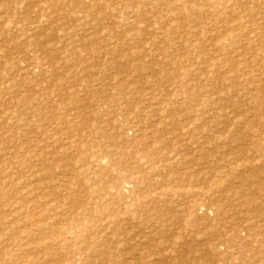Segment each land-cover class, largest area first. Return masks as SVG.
Listing matches in <instances>:
<instances>
[{"label": "rangeland", "instance_id": "obj_1", "mask_svg": "<svg viewBox=\"0 0 264 264\" xmlns=\"http://www.w3.org/2000/svg\"><path fill=\"white\" fill-rule=\"evenodd\" d=\"M115 1L0 0V264H264V0Z\"/></svg>", "mask_w": 264, "mask_h": 264}, {"label": "bare ground", "instance_id": "obj_2", "mask_svg": "<svg viewBox=\"0 0 264 264\" xmlns=\"http://www.w3.org/2000/svg\"><path fill=\"white\" fill-rule=\"evenodd\" d=\"M58 1V0H57ZM64 1V0H63ZM69 1V0H68ZM94 1V0H93ZM104 1H106V0H104ZM117 1V0H116ZM115 1V2H116ZM120 1V0H119ZM121 1H123V0H121ZM60 2V1H59ZM71 2V1H70ZM73 3V2H72ZM81 3V2H80ZM90 3H92V2H90ZM105 3V2H104ZM66 4H67V2H66ZM71 4V3H70ZM88 4V3H87ZM118 4V3H117ZM235 4L236 3H234L233 2V0H129V1H124V5H123V8H124V10L125 11H128V12H131V13H133V14H131V16L133 15V16H135L134 14H138V13H148V12H152V13H154L153 12V8L156 6V5H158V7H159V5L161 6L160 7V9H161V11H160V14L158 15H156L155 13L153 14V17L154 16H159L160 18H168L169 16H171V15H173L174 13H177V15L178 16H182L183 18L182 19H180V20H176V18H179L177 15L176 16H174V17H171L169 20H167L166 21V23L164 24L165 25V27L167 28L168 26H169V28L171 29V28H174L175 30H178V28H181V27H184V28H186V26H188V27H190L191 29H189V28H187V29H189V31L191 30V31H194V29L195 28H201L202 30L203 29H205V30H207L209 33H214V35H216V37H218V35H222V34H219V33H221V31H223V32H227V33H225V34H230V29H231V27H233L234 28V25L233 24H230L231 22L229 21V22H226V21H224L223 20V17L222 16H224V14H226L227 12L229 13L230 11H232V9H235L236 8V6H235ZM42 5V4H41ZM47 5V4H46ZM82 5V4H81ZM119 5H120V3H119ZM87 6V5H86ZM91 6V5H90ZM122 6V5H121ZM233 6H235L234 8H233ZM79 7V6H78ZM82 7H84V6H82ZM89 7V6H88ZM106 7V6H105ZM104 7V8H105ZM263 7V6H262ZM66 8H68V7H66ZM71 8V7H70ZM39 9V8H38ZM45 9V8H44ZM121 9V8H120ZM41 10V9H40ZM43 10V9H42ZM46 10V9H45ZM84 10V9H83ZM111 10V9H110ZM64 11H65V9H64ZM78 11H79V8H78ZM115 11V10H114ZM118 11V10H117ZM67 12V11H66ZM70 12H71V10H70ZM68 13H69V11H68ZM78 13V12H77ZM83 13V12H82ZM127 14V13H126ZM149 14V13H148ZM147 14V15H148ZM72 15V14H71ZM130 15V14H129ZM85 16V15H84ZM127 16V15H126ZM145 16V15H144ZM46 17V16H45ZM60 17V16H59ZM92 17V16H91ZM113 17V16H112ZM119 17V16H118ZM128 17V16H127ZM126 17V18H127ZM137 17H139V16H137ZM141 17H143V15L141 16ZM153 17H152V20H153ZM226 17V16H225ZM46 18H48V16L46 17ZM88 18V17H87ZM99 18V17H98ZM97 18V19H98ZM126 18H124V19H126ZM227 19H229L228 17H226ZM60 19V18H59ZM110 19V18H109ZM115 19V18H114ZM118 19V18H117ZM43 20H44V18H43ZM48 20V19H47ZM93 20V19H92ZM151 20V19H150ZM134 21V20H133ZM132 21V22H133ZM159 21V20H158ZM50 22V21H49ZM58 22V21H57ZM117 22V21H116ZM137 22V21H136ZM144 22V21H143ZM149 22V21H148ZM153 22V21H152ZM151 22V23H152ZM53 23V22H52ZM91 23H94V21L93 22H91ZM129 23H131V22H129ZM128 23V24H129ZM155 23V22H154ZM159 23H160V21H159ZM159 23H155L156 24V26H157V24L159 25V26H161V23L159 24ZM40 24V23H39ZM38 24V25H39ZM89 24V23H88ZM115 24V23H114ZM124 24V23H123ZM123 24H121V25H123ZM127 24V26H130V24L128 25ZM154 24V25H155ZM40 25H42V24H40ZM91 25V24H90ZM119 25V24H118ZM134 25V24H133ZM143 25V24H142ZM141 25V26H142ZM146 25V24H145ZM154 25H151V24H149V26H154ZM84 26V25H83ZM123 26H126L125 24L123 25ZM195 27L194 29L192 28V27ZM231 26V27H230ZM36 27H38V26H36ZM132 27V26H131ZM145 27V26H144ZM144 27H142V28H144ZM32 28V27H31ZM35 28V27H34ZM33 28V29H34ZM95 28V27H94ZM119 28V27H118ZM125 28V27H124ZM128 28V27H127ZM126 28V29H127ZM136 28V27H135ZM146 28V27H145ZM155 28V27H154ZM38 28H36V30H37ZM123 29V28H122ZM168 29V28H167ZM129 31H130V28L128 29ZM141 30V29H140ZM150 30V29H149ZM157 30V29H156ZM160 30V29H159ZM162 30H164V29H162ZM166 30V29H165ZM181 30V29H180ZM179 30V31H180ZM182 30H184L183 28H182ZM196 30V29H195ZM204 30V31H205ZM61 31V30H60ZM133 31V30H132ZM136 31V30H135ZM172 31V30H171ZM201 31V30H200ZM203 32V31H202ZM207 33V32H206ZM209 33H208V35H209ZM191 35L193 34V32L192 33H190ZM190 34H189V36H190ZM203 34H205V32L203 33ZM148 35V34H147ZM152 35V34H151ZM220 37V36H219ZM210 38V37H209ZM223 38V37H222ZM226 38H229V36H226ZM255 38V37H254ZM51 39V38H50ZM206 39V38H205ZM208 39V38H207ZM213 39H214V37H213ZM35 40V39H34ZM217 40H219V38L217 39ZM216 40V41H217ZM221 40V39H220ZM220 40H219V42H220ZM224 40H225V38H224ZM32 41V40H31ZM205 41V40H204ZM207 41V40H206ZM209 41V40H208ZM212 40H210V42H211ZM214 41V40H213ZM107 42V41H106ZM218 42V41H217ZM212 43V42H211ZM216 44V43H215ZM232 45V44H231ZM125 46V45H124ZM130 46V45H129ZM211 46V45H210ZM214 46V43H213V45L211 46V47H213ZM214 47H218V46H214ZM213 47V48H214ZM261 47V46H260ZM230 48V47H229ZM219 49V48H218ZM218 49H216V50H218ZM218 52V51H217ZM64 53V52H63ZM147 55V54H146ZM42 57V56H41ZM57 60V59H56ZM169 60V59H168ZM262 60V59H261ZM32 62V61H31ZM172 62V61H171ZM202 64V63H201ZM215 67H213V69H214ZM217 68V67H216ZM215 68V69H216ZM239 69V68H238ZM240 73V72H239ZM234 76V75H233ZM241 76V75H240ZM238 78H239V76H238ZM237 78V79H238ZM116 80H117V78H116ZM118 82V81H117ZM102 83V82H101ZM100 83V84H101ZM127 84V83H126ZM224 85V84H223ZM128 86V85H127ZM98 87V86H97ZM102 87H103V85H102ZM107 87V86H106ZM208 87V86H207ZM256 87V86H255ZM138 89V88H137ZM226 89V88H225ZM99 91V90H98ZM102 91V90H101ZM118 91V90H117ZM123 91V90H122ZM233 91V90H232ZM121 92V91H120ZM202 92V91H201ZM103 94V93H102ZM134 94V93H133ZM207 95V94H206ZM114 96V95H113ZM195 99V98H194ZM122 100H123V98H122ZM123 102V101H122ZM211 102V101H210ZM100 104V103H99ZM119 104V103H118ZM120 104H122V103H120ZM215 108V107H214ZM100 109H102V108H100ZM128 110V109H127ZM229 112V111H228ZM227 113V112H226ZM227 115V114H226ZM225 115V116H226ZM235 116V115H234ZM260 116V115H259ZM94 118V117H93ZM137 118V117H136ZM135 118V119H136ZM252 118V117H251ZM132 119V118H131ZM211 119V118H210ZM213 119V118H212ZM244 119V118H243ZM248 119H250V118H248ZM254 119V118H253ZM199 121V120H198ZM204 121V120H203ZM17 122V121H16ZM240 122H242V121H240ZM237 123V122H236ZM239 123V122H238ZM123 124V123H122ZM202 124V123H201ZM217 124V123H216ZM104 126V125H103ZM145 128V127H144ZM209 128V127H208ZM157 129V128H156ZM211 129V128H210ZM152 132V131H151ZM156 132V131H155ZM154 132V133H155ZM218 132V131H217ZM213 134V133H212ZM264 134V133H263ZM118 135V134H117ZM152 135L154 136V134L152 133ZM203 136V135H202ZM214 136H215V134H214ZM212 138H213V136H211ZM216 137V136H215ZM240 137V136H239ZM217 138V137H216ZM117 139V138H116ZM214 139V138H213ZM218 139V138H217ZM258 139V138H257ZM134 140V139H133ZM204 140V139H203ZM216 140V139H215ZM135 141V140H134ZM206 141V140H205ZM237 141V140H236ZM244 141V140H243ZM196 142V141H195ZM137 144V143H136ZM141 145H142V143H140ZM157 147V146H156ZM155 147V148H156ZM109 148V147H108ZM132 153H133V151H132ZM11 155V154H10ZM143 155V154H142ZM140 156V155H139ZM40 157V156H39ZM134 157H135V155H134ZM143 158H144V156H143ZM146 159H147V156L145 157ZM148 160V159H147ZM230 161H231V159H230ZM218 163V162H217ZM232 163V162H231ZM233 164V163H232ZM240 165V164H239ZM30 168V167H29ZM137 168V167H136ZM137 170V169H136ZM32 173V172H31ZM134 173V172H133ZM68 175V174H67ZM149 175V174H148ZM28 176V175H27ZM65 176V175H64ZM121 176V175H120ZM32 177V176H31ZM71 178V177H70ZM76 178V177H75ZM79 179V178H78ZM123 179V178H122ZM139 179V178H138ZM155 180V179H154ZM137 181V180H136ZM134 182V181H133ZM139 183V182H138ZM146 183V182H145ZM55 184V183H54ZM147 184V183H146ZM34 185V184H33ZM32 185V186H33ZM143 185V184H142ZM31 186V187H32ZM159 186V185H158ZM145 187V186H144ZM161 188V187H160ZM37 189H38V187H37ZM158 189V188H157ZM155 191V190H154ZM171 192V191H170ZM246 192V191H245ZM156 194V193H155ZM240 194V193H239ZM238 195V194H237ZM151 197V196H150ZM238 197V196H237ZM87 200V199H86ZM85 200V201H86ZM170 200V199H169ZM31 201V200H30ZM93 201V200H92ZM78 202V201H77ZM135 202V201H134ZM241 203V202H240ZM88 204V203H87ZM238 204V203H237ZM21 205V204H20ZM258 207V206H257ZM29 208V207H28ZM87 208V207H86ZM99 209V208H98ZM120 210V209H119ZM52 211V210H51ZM101 211V210H100ZM89 213V212H88ZM73 214V213H72ZM50 215V214H49ZM114 216V215H113ZM41 217V216H40ZM120 217V216H119ZM253 217V216H252ZM64 218V217H63ZM87 218V217H86ZM114 219V218H113ZM86 220V219H85ZM140 220V219H139ZM245 220V219H244ZM60 221V220H59ZM76 222V221H75ZM115 222V221H114ZM126 222V221H125ZM72 223V222H71ZM31 225V224H30ZM173 226V225H172ZM250 226V225H249ZM118 227V226H117ZM164 227V226H163ZM77 228V227H76ZM92 228V227H91ZM249 228V227H248ZM83 229V228H82ZM173 229V228H172ZM218 229V228H217ZM55 230V229H54ZM60 230V229H59ZM74 230V229H73ZM221 230V229H220ZM123 231V230H122ZM258 233V232H257ZM97 235V234H96ZM56 236V235H55ZM111 236V235H110ZM28 237V236H27ZM32 238V237H31ZM88 238V237H87ZM45 239V238H44ZM31 240V239H30ZM102 240V239H101ZM104 240V239H103ZM253 240V239H252ZM46 241V240H45ZM81 241V240H80ZM146 241V240H145ZM37 242V241H36ZM102 242V241H101ZM105 243V242H104ZM147 243V242H146ZM17 244V243H16ZM41 244V243H40ZM49 244V243H48ZM116 244V243H115ZM94 245H96V244H94ZM103 245V244H102ZM127 245V244H126ZM263 245V244H262ZM21 246V245H20ZM75 246V245H74ZM98 246V245H97ZM234 246V245H233ZM44 247V246H43ZM126 247H128V246H126ZM28 248V247H27ZM96 248V247H95ZM256 248V247H255ZM24 249V248H23ZM32 249V248H31ZM100 249H102V248H100ZM41 250V249H40ZM66 250V249H65ZM107 250V249H106ZM139 250H140V248H139ZM230 250V249H229ZM132 251H134V250H132ZM142 251H144V249L142 250ZM141 251V252H142ZM63 252H64V250H63ZM131 252V251H130ZM137 252H139V251H137ZM39 253V252H38ZM49 253H50V251H49ZM118 253V252H117ZM132 253H134V252H132ZM136 253V252H135ZM45 254V253H44ZM54 254H55V252H54ZM74 254V253H73ZM147 254V253H146ZM255 254V253H254ZM62 255V254H61ZM217 255V254H216ZM10 256V255H9ZM94 256V255H93ZM63 257V256H62ZM83 257V256H82ZM137 257V256H136ZM27 258V257H26ZM47 258V257H46ZM62 259V258H61ZM64 259V258H63ZM91 259V258H90ZM21 260H23V259H21ZM76 260V259H75ZM124 260V259H123ZM131 260V259H130ZM134 260V259H133ZM43 261V260H42ZM53 261V260H52ZM55 261V260H54ZM67 261V260H66ZM20 262V261H19ZM18 262V263H19ZM33 262V261H32ZM75 262V261H74ZM79 262V261H78ZM77 262V263H78ZM28 263V262H27ZM30 263V262H29ZM66 263V262H65ZM69 263V262H68ZM71 263V262H70ZM72 263H73V261H72ZM89 263V262H88ZM154 263V262H153ZM152 263V264H153ZM16 264V263H15ZM35 264V263H34ZM52 264V263H51Z\"/></svg>", "mask_w": 264, "mask_h": 264}]
</instances>
